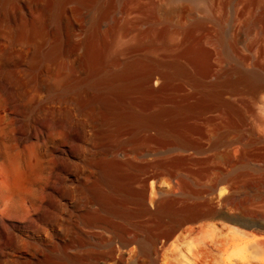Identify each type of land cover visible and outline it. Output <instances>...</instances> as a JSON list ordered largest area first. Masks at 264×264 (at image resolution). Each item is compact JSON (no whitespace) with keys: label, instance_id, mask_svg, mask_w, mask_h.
Listing matches in <instances>:
<instances>
[{"label":"bare ground","instance_id":"bare-ground-1","mask_svg":"<svg viewBox=\"0 0 264 264\" xmlns=\"http://www.w3.org/2000/svg\"><path fill=\"white\" fill-rule=\"evenodd\" d=\"M202 1L0 0V264H93L100 252L84 260L72 235L102 224L116 225L115 264L131 244L144 260L130 264H158L184 225L260 221L242 179L248 149L264 152V0H209L208 14ZM210 140L225 148L219 207L189 200L172 160ZM151 154L175 188L150 199ZM250 244L264 262V238ZM221 247L196 245L190 264H213Z\"/></svg>","mask_w":264,"mask_h":264},{"label":"rangeland","instance_id":"rangeland-1","mask_svg":"<svg viewBox=\"0 0 264 264\" xmlns=\"http://www.w3.org/2000/svg\"><path fill=\"white\" fill-rule=\"evenodd\" d=\"M209 2V0H203L199 5H194L195 10L208 14ZM184 4L192 5L189 2H178L173 6V9L175 8L176 11H178ZM249 124L255 125L258 131L261 130V126L255 117L249 119L247 127H249ZM248 138L249 134H246V139ZM212 142V140L204 142L203 150L191 160L178 159L179 157L174 155H172V160L174 165H177L175 168L180 169L188 176L190 183L189 190L193 191V195L190 196L189 200L198 201L207 199L219 207V192L228 185L227 182L219 180L221 170L226 168L221 160V155L225 151V148L223 146L213 147L211 145ZM257 147L258 146L249 148L246 152V156L250 160V165L246 169V175L242 179V182L247 185L243 190L244 204L249 211H253L260 215V221H252L247 217L245 220L250 223L251 227H244L238 223L227 221L219 215L184 225L179 232L170 238L168 249L160 251L158 264H190L195 262L196 258L192 253H196V251L193 248L213 238H216L222 246L220 250L216 249L214 251L215 261L217 263L213 261V264H224V259L228 258H232L233 262L231 264H264V262L261 261V255L257 254L255 252L256 248L251 247L250 244L255 238H264V170L258 166H254L255 163L259 165L262 164L264 152L260 147ZM145 158L152 164L150 169L151 172L153 174L156 173L155 178L149 181V198L151 199L153 197L152 191L157 192L160 190L165 195L173 192V188H175L173 179L169 175V172L165 171V169L159 165L161 162L160 160H162V155L151 154ZM152 184L154 186H152ZM214 185L217 187L214 192L211 193V189ZM153 187L155 188L154 190ZM175 190L177 192V189ZM83 210L84 208L76 212V216H79ZM145 220L148 222V218ZM150 224L151 225L147 224V227H156L154 222L151 221ZM197 225L200 226L197 227ZM88 230L93 233L88 235L76 229L75 234L72 235V250L74 253H80L83 259L87 261L89 260V251L91 249H97L100 254H98L96 257L97 261H94L93 264H115L116 262L110 260L108 256L110 254V246L115 248L120 246V239L116 237V225L108 226L102 224L92 229L88 228ZM156 232L161 237V240L169 237L166 229H160ZM136 247V244H131L125 249L127 252L125 253L124 264H130V262L135 259H139L143 262L144 258L139 254L138 248ZM174 247L178 250L176 252H171V249ZM188 248L192 250L189 251ZM43 258L44 256L42 255L35 260L38 262L39 260H43ZM221 261L223 262L221 263ZM202 264H205V262Z\"/></svg>","mask_w":264,"mask_h":264}]
</instances>
